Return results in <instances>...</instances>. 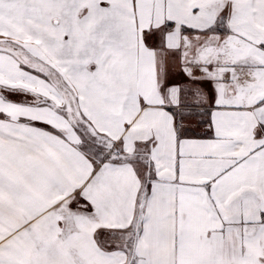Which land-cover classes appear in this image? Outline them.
I'll return each mask as SVG.
<instances>
[{"label": "snow or ice", "instance_id": "obj_1", "mask_svg": "<svg viewBox=\"0 0 264 264\" xmlns=\"http://www.w3.org/2000/svg\"><path fill=\"white\" fill-rule=\"evenodd\" d=\"M0 264H264V0H0Z\"/></svg>", "mask_w": 264, "mask_h": 264}]
</instances>
